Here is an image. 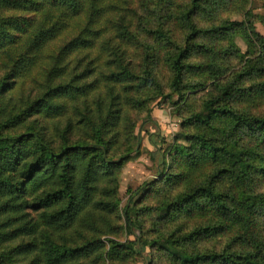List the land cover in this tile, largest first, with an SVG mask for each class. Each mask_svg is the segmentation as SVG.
Instances as JSON below:
<instances>
[{
	"label": "trees",
	"instance_id": "obj_1",
	"mask_svg": "<svg viewBox=\"0 0 264 264\" xmlns=\"http://www.w3.org/2000/svg\"><path fill=\"white\" fill-rule=\"evenodd\" d=\"M258 7L0 0V264H264ZM154 99L185 136L120 213L119 122Z\"/></svg>",
	"mask_w": 264,
	"mask_h": 264
},
{
	"label": "rangeland",
	"instance_id": "obj_2",
	"mask_svg": "<svg viewBox=\"0 0 264 264\" xmlns=\"http://www.w3.org/2000/svg\"><path fill=\"white\" fill-rule=\"evenodd\" d=\"M254 14L264 16V8L258 7ZM256 29L259 33L264 34V23L260 20L255 22ZM238 41L244 46V41L241 37ZM40 56L36 57L38 59ZM35 59V60H36ZM1 61V60H0ZM44 68L41 70L40 77L44 75ZM211 90V86L207 88V91ZM154 99L151 103H144L138 105L136 108H127L128 111L133 112L135 118L141 117L137 121V126L130 127V123L126 120L119 122L120 140L124 144L127 156L126 162L121 168L120 176V204L119 212H126L128 206L134 205L138 196H133V192L136 188L143 185L150 177H156L160 179L164 177V174L168 172L171 166V144L174 138L185 136L184 117L178 115L175 112L173 105L170 102L163 101L161 99ZM150 110V115L146 114ZM185 113V109L181 114ZM149 115V116H148ZM140 131L138 132V130ZM200 137L215 136L214 131L199 130ZM138 138L136 140V135ZM139 142V144L137 143ZM137 144L138 150H132ZM163 151V155L167 157V164L163 167L164 163H159L158 153ZM161 155V153H160ZM162 158V156H161ZM196 160L200 161V156ZM159 167H163L162 174L156 175ZM189 188H195L194 185H189ZM146 188H152L150 184ZM153 188H164L160 184H155ZM135 215V213H133ZM184 219L189 223H197L202 219L194 216L193 214H187ZM149 253H145L148 255Z\"/></svg>",
	"mask_w": 264,
	"mask_h": 264
},
{
	"label": "crops",
	"instance_id": "obj_3",
	"mask_svg": "<svg viewBox=\"0 0 264 264\" xmlns=\"http://www.w3.org/2000/svg\"><path fill=\"white\" fill-rule=\"evenodd\" d=\"M157 156H158V158H159V161H158V162L161 163V155H160V151H159V153H158Z\"/></svg>",
	"mask_w": 264,
	"mask_h": 264
}]
</instances>
